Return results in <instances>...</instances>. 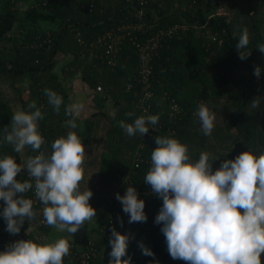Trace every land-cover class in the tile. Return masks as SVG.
Returning a JSON list of instances; mask_svg holds the SVG:
<instances>
[{"label": "trees", "instance_id": "16d2710c", "mask_svg": "<svg viewBox=\"0 0 264 264\" xmlns=\"http://www.w3.org/2000/svg\"><path fill=\"white\" fill-rule=\"evenodd\" d=\"M146 1L141 6L138 0H0V81L17 93L16 102L23 110L34 111L28 105L36 102L44 114L38 124L45 140L40 150L26 146L21 153L4 141L3 128L10 123L16 102L0 91V158L11 155L18 164H25L16 177L23 182L28 157L41 151L50 155L51 143L69 131L82 137L86 157L80 188L83 191L88 186L92 191L91 205L103 204L96 227L84 239L93 241L99 250L91 264H110L113 228L129 237L122 259L130 257V264H187L171 258L160 231L162 225L154 222L163 201L144 177L151 167V152L157 147L155 137L171 135L188 145L193 162L201 151L210 152L218 158L213 162V172L223 161L234 160L249 149L256 156L264 153V53L257 50V45L264 43V0ZM220 5L233 13L231 21L214 16ZM140 8L147 23L145 34L137 33L141 39L175 24L189 25L188 30L164 38L152 62L151 112L159 116V131L152 137L139 133L128 136L119 127L121 120L132 123L145 116L138 105L139 83L133 81L138 71L136 46L127 38L113 68L94 59L90 51L98 36L134 20ZM244 27L250 36L244 51L251 55L241 60L236 44ZM64 58L71 59L60 76L56 67ZM256 66L261 68L259 78L254 75ZM78 73L91 88L101 87L114 113H94L82 126L70 129L65 121L73 116L65 112L70 96L63 78H74ZM128 84L132 85L129 90ZM44 89L63 97L59 113L48 103ZM258 97L260 105L253 109L250 102ZM171 100L181 109L175 117L170 116ZM202 102L216 114L211 135L203 134L194 115ZM128 112L134 115L129 118L125 115ZM129 185L145 201L146 222L129 223V215L116 199V194L123 196ZM3 207L0 200V213ZM6 228L0 215V240L9 234ZM50 231V226L41 228L34 242L42 243ZM144 249L154 256L145 255ZM261 262L264 264V254Z\"/></svg>", "mask_w": 264, "mask_h": 264}, {"label": "clouds", "instance_id": "9594fccd", "mask_svg": "<svg viewBox=\"0 0 264 264\" xmlns=\"http://www.w3.org/2000/svg\"><path fill=\"white\" fill-rule=\"evenodd\" d=\"M250 42L249 30L240 32L236 49L239 59L245 60L251 52L244 51ZM264 53V43L257 45ZM261 68H254L259 78ZM48 103L59 113L63 97L50 89H44ZM260 98L250 102L255 109ZM77 105L66 107L68 116H73ZM34 111L17 107L10 123L3 128L4 141L21 153L26 146L40 150L45 140L39 132L38 121L44 114L33 101L28 105ZM131 118L134 114L125 113ZM194 115L198 118L204 135H211L216 114L205 103H199ZM158 115L139 116L132 123L124 120L119 127L126 135L148 133V125H156ZM70 129L78 127L75 116L65 121ZM82 137L69 131L51 143V154L41 151L28 157L26 169L30 180L16 179L24 171L25 164L17 163L11 155L0 158V200L3 216L11 234H19L25 219L31 223L36 212L33 200L26 193L35 189V197L44 205L43 222L57 231L73 237L87 222L96 217V209L89 203L93 196L88 188L81 191L83 164L86 157ZM157 147L151 152V167L144 182L162 199V207L155 223L162 225L167 251L172 259L187 264H262L264 254V153L256 156L249 149L225 160L213 172V158L201 151L198 160L192 161L188 145L171 135L155 137ZM34 180V185L31 182ZM18 194H21L18 196ZM135 187L128 186L125 194H116L129 223L146 222L145 201L138 198ZM242 210V211H241ZM121 221V225H122ZM109 243L112 251L110 264H130L127 254L129 237L113 228ZM143 247V246H141ZM68 238L55 239L51 243L38 244L32 240H19L0 252V264H64L69 255ZM145 255L154 256L148 249Z\"/></svg>", "mask_w": 264, "mask_h": 264}, {"label": "built area", "instance_id": "2783aa9c", "mask_svg": "<svg viewBox=\"0 0 264 264\" xmlns=\"http://www.w3.org/2000/svg\"><path fill=\"white\" fill-rule=\"evenodd\" d=\"M130 1V0H128ZM141 6L147 3L146 0H138ZM162 7V5H160ZM144 9L140 8L137 15L135 14L134 20L130 22L122 23L115 29L105 32L104 34L98 36L96 43L90 45V51L94 59L100 61L102 64H106L109 67L116 66L117 55L121 50L123 42L130 38L131 42L137 48L138 57V71L136 77L133 79L134 82H138L140 86V93L138 97V105L145 116L154 115L151 112V100L153 98L152 81H153V65L152 62L156 56L159 48L162 45L163 39L166 37H172L179 31L188 30L189 25L186 23L175 24L170 28H165L159 30L156 34L151 36H146L141 39L137 36V33L145 34L146 22L144 21ZM214 16L226 18L227 21H231L233 13L228 10L227 7L220 5L216 8ZM216 40V37L213 38ZM78 42L82 45L83 40L78 38ZM98 46V47H96ZM98 48V52L95 51ZM101 49V50H100ZM132 87L128 84V90ZM97 90L100 92L102 89L98 87ZM179 105L171 100L170 104V116L175 117L180 113ZM149 131L144 137H152L155 132L159 131L158 123L156 125H148ZM26 177L24 180H30L28 172H26ZM23 180V181H24ZM34 185V180L31 181ZM21 195V194H20ZM26 198L33 200V209L36 212L35 219L29 223L27 219L23 224L19 234L9 233L0 240V252L7 249V246L15 243L19 240H32L34 242V231H38L41 228L48 227L46 223L43 222V207L44 205L35 197V189L33 187L28 193H26ZM70 251L69 255L64 258V263L68 264H91L99 256V250L96 244L91 241H85L82 243L81 247L75 245L74 242L69 241Z\"/></svg>", "mask_w": 264, "mask_h": 264}, {"label": "crops", "instance_id": "0c3cea01", "mask_svg": "<svg viewBox=\"0 0 264 264\" xmlns=\"http://www.w3.org/2000/svg\"><path fill=\"white\" fill-rule=\"evenodd\" d=\"M71 58L62 59L56 67V72L62 76V68ZM63 78V77H62ZM63 82L67 87L69 93V104L77 105V109L74 111L73 116H75L77 125L82 126L84 121L91 115L97 112H104L112 115L114 113L113 104L110 99H104V94L99 92L97 89L91 88L82 80V75L80 73L76 74L74 78H63ZM81 129V128H80ZM82 130V129H81ZM89 150L87 151V154ZM84 177V176H83ZM96 209V217L93 218L91 222H87L77 233L70 236L66 231H57L54 227H51L49 236L46 238L48 240L51 237L50 243L55 239L68 238L69 241L77 244L81 247L84 242L85 235L96 227L97 219L103 212L102 202H96L91 205ZM40 230L34 231V239L39 237ZM42 244V243H41ZM68 264V263H64Z\"/></svg>", "mask_w": 264, "mask_h": 264}, {"label": "rangeland", "instance_id": "374dc122", "mask_svg": "<svg viewBox=\"0 0 264 264\" xmlns=\"http://www.w3.org/2000/svg\"><path fill=\"white\" fill-rule=\"evenodd\" d=\"M23 84L25 85V83H23ZM0 91H3L4 93H6L7 96L10 98V100H11L12 102H16V101H17V93H16L12 88H10L6 83H3V82H1V81H0ZM100 92L102 93L103 90H101ZM25 98H26V100L29 99V94H28V92H26V94H25ZM14 105H15V106H14L15 110L17 109V107H20V103H18V102H16ZM50 240H51V237H50L48 240L45 239V240L42 242V244H43V243H50ZM40 244H41V243H40Z\"/></svg>", "mask_w": 264, "mask_h": 264}]
</instances>
